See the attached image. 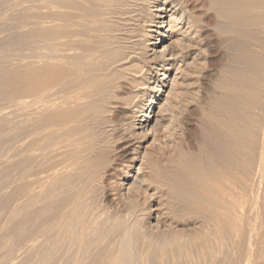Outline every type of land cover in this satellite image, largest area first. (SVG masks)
<instances>
[{
    "label": "bare ground",
    "instance_id": "6f19581e",
    "mask_svg": "<svg viewBox=\"0 0 264 264\" xmlns=\"http://www.w3.org/2000/svg\"><path fill=\"white\" fill-rule=\"evenodd\" d=\"M207 1L244 68L226 67L216 85L221 95L206 97L207 107L197 103L195 150L184 149L165 128L198 90H183L179 83L180 72L186 78L196 67L192 48L203 44L187 0H46L69 9V21L59 25L58 19L56 26L50 15L34 17L32 33L22 35L28 42L44 41L48 53L34 57L38 61L18 57L23 67L42 57L45 64L15 72L0 55L4 134L7 144H19L3 162L6 176L20 181H11L2 199L7 215L0 232L8 261L50 264L62 247L59 259L69 253V264L258 260L261 249L252 247H260L264 226L254 216L264 198V50H257L253 28L264 38V0ZM7 5L0 0L4 22ZM22 7L16 3L11 11ZM249 38L257 48L245 45ZM174 203L183 205L177 213Z\"/></svg>",
    "mask_w": 264,
    "mask_h": 264
},
{
    "label": "rangeland",
    "instance_id": "374dc122",
    "mask_svg": "<svg viewBox=\"0 0 264 264\" xmlns=\"http://www.w3.org/2000/svg\"><path fill=\"white\" fill-rule=\"evenodd\" d=\"M16 1H18V2H16ZM23 1H25L24 3L26 4H24L23 3ZM30 1V2H29ZM42 1V2H41ZM43 1H46V0H8V5L6 6V13L5 14H7L6 15V17H7V20H6V18H5V22L3 21L4 20V18H3V20H1L0 19V24L2 23H5V25H3V27L4 28H6V30H7V32H5V29L2 27V24L0 25V40H1V42H0V55H5V57L6 58H8V59H10V63L9 64H7V67H8V69H10L11 67V69H12V71H14L15 70V72L16 71H22L23 69H25L26 67L28 68V67H30V68H36V66L37 67H40V64H45V61H46V59L44 58V57H42V59H41V63H38V64H33L32 66L31 65H29V66H24L23 67V65L25 64V63H21L20 64V62H18V57H20L22 54V56H24V57H20L19 59H21V58H25V56H28V58L27 59H30V61L32 60V61H38V59H39V57L41 58V56H43L42 54H46V53H48V49H47V45H46V43L44 42V41H40L41 43H39V39H34V38H31V40H35L33 43H36L35 45L34 44H32V42H31V40H30V38H28L30 41L28 42V40L26 41L25 39H27V38H24L23 36L25 35V37H29V34L30 33H32V29H34L33 27H32V25H31V21H34L33 20V18L34 17H37V16H39V15H42V16H48V15H50V19H48V22H50V24H55L56 23V26H58V24L61 22V24H59V25H62V24H64V22H67V20L69 21V19H67V18H69V17H67V16H69V9L67 10V8H60V7H55L54 8V6H48L47 4H46V2H43ZM14 2H16V3H21V6H23L20 10H22V11H19V13L21 12H23L24 11V13H23V15H27V17L28 18H24V17H26V16H23L22 14H20V16H22V17H18V14L19 13H15V12H12L11 10H12V8H13V5L14 4H16V3H14ZM29 2V3H28ZM36 2V3H35ZM40 2V3H39ZM34 3V4H33ZM37 3H39V4H37ZM41 4V5H40ZM28 5V6H27ZM31 5V6H30ZM36 5V6H35ZM43 5V6H42ZM186 5H188L189 7H190V9H191V12H192V14H194L195 16H196V18L199 20V22H198V26H199V31H200V34L202 35V38H203V40H202V42H203V44H202V46H198V47H194V48H192V51L191 52H194V54L195 55H193L191 58H190V63H192L193 61H195V62H193V63H195V66L196 67H194V64H193V66H191V68H190V70L189 71H192L191 73H188L187 75V77L186 78H184V76L186 75V72H180V77H179V83L180 82H182V84H181V86L183 87V90H191L192 91V89H195V91L197 92L196 94V96L195 97H193L194 99L193 100H191L189 103H187V105H186V107H184L185 108V110H184V112L182 113V115H180L179 116V118L178 119H176V120H174L173 121V125H171V127L169 126V125H165V124H167V123H165V124H163V127H164V125H165V128H167V126L170 128V129H172V131H174L173 132V137H175L174 139L175 140H177L179 143H180V146H184L183 148L185 149V148H190V150H195L196 148L195 147H197L196 145H197V141H196V136H198V132H197V130H199V128H200V123L199 122H201V120H200V107H199V103H201V105H205L204 107H207V103L209 102V100L206 98V97H208L209 98V96H211V95H214V96H219V94L221 95V93H222V91H221V89H219V86L217 87L216 85H219V81H221V79L223 78V70H225V69H227V68H230V69H240V66L242 67V65H243V61H241L239 58H237L238 56L236 55L237 54V52L235 51V49H233V46H234V48L236 47L235 45H236V43L234 44L233 42L232 43H230L229 41H227L228 43H226L225 42V40H228L225 36H223V35H220V32H219V29L217 28V26L219 25V24H221L222 25V23H221V21L218 19V18H216L215 17V15H214V18H213V14L209 11H207L208 10V8H207V6H208V1L207 0H187V4ZM25 6H26V8H25ZM201 6V7H200ZM206 6V7H205ZM29 7H30V9H29ZM37 9H35V8ZM51 7V8H50ZM31 8H33L35 11H38V12H34V10L33 9H31ZM53 8V9H52ZM57 8V9H56ZM60 8V11L62 12H65L66 10V12L65 13H61V12H59V9ZM201 8V9H200ZM43 9H44V11H43ZM47 9V10H46ZM50 9H51V11H50ZM55 9V10H54ZM198 9V10H197ZM32 10V11H31ZM52 10H53V12H52ZM56 10H58V11H56ZM46 11V12H45ZM48 11V12H47ZM42 12H43V14H42ZM55 12H56V16H55V18H54V14H55ZM68 12V13H67ZM31 13L34 15H31ZM59 13V14H58ZM61 13V14H60ZM68 15H67V14ZM12 14H14L13 16H12ZM16 15H17V17H16ZM53 15V16H52ZM57 15H59V16H57ZM65 15H67V16H65ZM53 17V19H52V17ZM62 16V17H61ZM57 17V18H56ZM59 17V18H58ZM63 17H66V19L65 18H63ZM63 20H62V19ZM216 18V20H217V25L216 24H214L215 23V20H213V19H215ZM22 19V20H21ZM27 21H26V20ZM32 19V20H31ZM35 19V18H34ZM52 19V20H51ZM57 19V20H56ZM58 19H61V20H59V22H58ZM15 20H17V21H15ZM51 20V21H50ZM56 20V21H55ZM66 20V21H65ZM213 20V21H212ZM13 21V22H12ZM20 21V22H19ZM201 21V22H200ZM220 21V22H219ZM29 23V25H27L28 23ZM52 22V23H51ZM55 22V23H54ZM57 22H58V24H57ZM9 23V24H8ZM13 23V24H12ZM17 25H16V24ZM27 23V24H26ZM12 24V25H11ZM19 24V25H18ZM49 24V25H50ZM15 25V26H14ZM27 25V26H26ZM216 25V26H215ZM17 26H21V27H17ZM25 26H26V28H25ZM29 26V27H28ZM64 26V25H63ZM2 27V28H1ZM16 27V28H15ZM202 27H203V29H202ZM207 27V28H206ZM220 27V26H219ZM18 28V29H17ZM24 28L26 29V30H24ZM11 29V30H10ZM16 31H15V30ZM21 29V30H20ZM30 29V30H29ZM216 29H217V31H216ZM255 29V30H254ZM28 30V31H27ZM58 30H60V31H63L64 30V28L62 27H60V28H58ZM209 30V31H208ZM253 30H254V32H253ZM253 30H251V34H252V32L254 33V34H256L255 36L257 37V43L255 42V40L254 39H252L254 42H255V44H257V46H259L258 48H257V46H255L254 45V43H253V41L249 38L247 41H246V46H248L249 47V49H255V47L257 48V50L258 51H260V52H262L263 50H264V38H262V36H259V35H261V34H259L258 32H257V29L256 28H253ZM30 31V32H29ZM34 31V30H33ZM212 31V32H211ZM214 31V32H213ZM11 32V33H10ZM13 32V33H12ZM29 32V33H28ZM210 32H211V34H210ZM217 32H219V33H217ZM10 33V34H9ZM17 33V34H16ZM14 34V35H13ZM22 34H24V35H22ZM253 34V35H254ZM3 35H5V36H3ZM11 35H13V36H11ZM27 35V36H26ZM219 35V36H218ZM17 36V37H16ZM222 36V37H221ZM254 36V37H255ZM259 37H260V39H259ZM5 38V39H4ZM18 38V39H17ZM4 39V40H3ZM7 39V40H6ZM16 39H17V41H16ZM24 39V40H23ZM207 39V40H206ZM261 39H262V42H261ZM11 40V41H10ZM14 40V41H13ZM19 40V41H18ZM60 40V39H59ZM59 40H57V43H60V42H58ZM65 40V39H64ZM63 39L61 40V42L62 41H64ZM69 40V38L67 39V41ZM250 40V41H249ZM24 41H26V42H24ZM11 42V43H10ZM17 42V43H16ZM31 42V43H30ZM236 42H237V40H236ZM239 42V41H238ZM237 42V43H238ZM13 43H14V45H13ZM29 43V44H28ZM43 43V44H42ZM245 43V42H244ZM260 43H262L261 45H260ZM15 44H17V45H15ZM45 44V45H44ZM259 44V45H258ZM3 45V46H2ZM11 45V46H10ZM21 45V46H20ZM31 45V46H30ZM69 45V44H68ZM233 45V46H232ZM29 46V47H28ZM230 46H232V47H230ZM260 46H262L261 48H263V49H261L260 48ZM18 47V48H17ZM34 47V48H33ZM65 47H67V46H65ZM69 47V46H68ZM247 47V48H248ZM251 47V48H250ZM17 48V49H16ZM23 48V49H22ZM45 48V49H44ZM200 50H199V49ZM205 48V49H204ZM207 48V49H206ZM227 48H229V49H227ZM261 50H260V49ZM62 49H64V47H62ZM202 49L205 51L204 53L202 52ZM19 50V51H18ZM27 50V51H26ZM199 50V51H198ZM4 51V52H3ZM21 51V52H20ZM45 51V52H44ZM232 51V52H231ZM235 51V52H234ZM197 52H199V53H197ZM234 52V53H233ZM264 52V51H263ZM17 55H16V54ZM20 53V54H19ZM207 53V54H206ZM225 53V54H224ZM30 54V55H29ZM33 56H32V55ZM36 54V55H35ZM197 54H201V57L200 58H198L197 59V57H196V55ZM205 54V55H204ZM38 55V57H36ZM223 57H222V56ZM233 55V58L232 57H230V56H232ZM31 58H30V57ZM195 56V57H194ZM200 56V55H199ZM229 56V57H228ZM234 56H236V57H234ZM32 57H33V59H32ZM34 57H36V58H38V59H34ZM45 60H44V59ZM205 58H206V60H205ZM219 58V59H218ZM232 58V59H231ZM235 58L236 59H238V60H235ZM27 59H25V61L27 60ZM196 59V60H195ZM226 59V60H225ZM192 60V61H191ZM200 62H199V61ZM203 60H205L207 63H205L206 64V67H205V65L203 64L202 65V63L203 62H205V61H203ZM221 60V61H220ZM44 61V62H43ZM236 61H237V64H236ZM16 62V63H15ZM202 62V63H201ZM209 62V63H208ZM227 64H226V63ZM229 62V63H228ZM241 62V63H240ZM18 63V64H17ZM196 63H198V65L196 64ZM200 63H201V65H200ZM238 63H239V65L240 66H238ZM219 66H218V65ZM222 64V65H221ZM231 64V65H230ZM35 65V66H34ZM41 65V66H42ZM192 65V64H191ZM200 65V67H198ZM20 66V67H19ZM34 66V67H33ZM230 66V67H229ZM10 67V68H9ZM198 67V68H197ZM204 67V68H203ZM227 67V68H226ZM237 67H239V68H237ZM14 68H16V69H14ZM19 68V69H18ZM182 68V67H181ZM193 68H194V70H195V72H196V74H195V72L193 71ZM200 68H202V69H200ZM224 68V69H223ZM243 68H244V65H243ZM243 68H241V69H243ZM10 69V70H11ZM18 69V70H17ZM183 69H184V67H183ZM182 69V70H183ZM236 69L234 70V71H236ZM181 70V71H182ZM199 70V71H198ZM202 70V72L200 73V71ZM188 71V72H189ZM205 71V72H204ZM197 72H198V74H197ZM219 72H220V74H219ZM182 73V74H181ZM185 73V74H184ZM204 73V74H203ZM206 73V74H205ZM192 74V75H191ZM201 74V75H200ZM217 74V75H216ZM182 75H184L183 77H181ZM191 75V76H190ZM199 75V76H198ZM197 76V77H196ZM220 76V77H219ZM200 77V78H199ZM222 77V78H221ZM182 78V79H181ZM198 80H197V79ZM202 78V79H201ZM183 80H185V81H183ZM219 80V81H218ZM184 82V83H183ZM189 83L190 85L189 86H187V83ZM193 82H195V84L193 83ZM199 84H197V83ZM186 83V84H185ZM216 83V84H215ZM183 84H185L184 86H183ZM196 85V86H195ZM185 87H187L186 89H184ZM197 87V88H196ZM200 87V88H199ZM218 88V89H217ZM207 90V91H206ZM207 92V94H206V92ZM210 91V92H209ZM199 92V93H198ZM217 93V94H216ZM199 94V95H198ZM202 94V95H201ZM204 97V98H203ZM200 98H201V101H200ZM198 99V100H197ZM206 99V100H205ZM197 101V102H196ZM205 102V103H204ZM198 103V104H197ZM1 104V103H0ZM187 106H189V107H187ZM196 109H198V110H196ZM187 110H189V111H187ZM195 110V111H194ZM187 111V112H186ZM194 111V112H193ZM192 113V114H191ZM197 113V114H196ZM186 114V115H185ZM0 115H1V117H0V184H1V186H0V231L2 230L3 231V224H4V218H5V216L7 215V212H6V209H4L3 211H2V205H3V201H2V199H4L5 197L4 196H6V194H7V192H8V190H6L7 189V185L10 183L11 184V181H13V185H17L18 183H20V181H19V178H18V180H17V178H8L7 176H6V174H5V162L4 161H7L6 159L4 160V157L6 158L7 157V155H8V153H10L12 150L14 151V149H13V146H14V148L17 146V147H19V144L18 143H16L15 141H13V142H15L13 145L11 144H7V140H8V138L6 137L7 136V134L5 133L4 134V131L6 132V126H5V123H6V118H5V116L4 117H2V114L0 113ZM166 115V114H165ZM195 115H196V117H195ZM195 117V118H194ZM5 118V119H4ZM187 118V119H186ZM5 120V121H4ZM186 123H185V122ZM4 123V124H3ZM189 123V124H188ZM7 124V123H6ZM182 125H183V127H182ZM5 126V127H4ZM176 126H178V127H176ZM161 128L162 130H164V128ZM176 127V128H175ZM5 128V129H4ZM168 128V129H169ZM184 128V129H183ZM177 129V130H176ZM181 129V130H180ZM180 132H182V133H180ZM194 133V134H193ZM197 133V134H196ZM196 134V135H195ZM161 135H163V133L162 132H160L159 133V135H158V137H159V139H163V137H164V135H163V137L161 136ZM190 135V136H189ZM195 135V136H194ZM176 136H177V138H176ZM179 136H181V137H179ZM199 137V136H198ZM5 138V139H4ZM7 138V139H6ZM182 140H184V141H182ZM196 141V142H195ZM184 143V144H183ZM18 144V145H17ZM187 144V145H186ZM196 144V145H195ZM7 145H8V147H9V150L10 151H8L7 149H8V147H7ZM10 146H11V149H10ZM194 146V147H193ZM6 150H7V153H6ZM4 152V153H3ZM5 154V155H4ZM4 162V163H3ZM2 173V174H1ZM4 173V174H3ZM22 181V180H21ZM17 183V184H16ZM6 188V189H5ZM5 189V190H4ZM7 191V192H6ZM263 192H264V190H263ZM4 197V198H3ZM263 197V196H262ZM174 205H175V207H172V211L174 212V210L176 211V213H177V211H179V210H181L182 209V207H183V205H182V207L180 206V204H179V206H180V208L179 207H177L178 205L177 204H175L174 203ZM177 205V206H176ZM177 207V208H176ZM263 207V208H262ZM173 208H174V210H173ZM176 208V209H175ZM178 209V210H177ZM247 209V210H246ZM242 210H244V212L246 211H249V212H247V214H249L250 213V209L248 210V206H246L245 207V205H243V207H242ZM5 211V212H4ZM3 212V213H2ZM243 212V211H242ZM243 212V213H244ZM6 213V214H5ZM254 216H256L257 215V217H259V221L260 222H262L263 223V225H264V198H263V203H262V205H260L259 206V208L258 209H255V211H254ZM3 214V215H2ZM246 214V213H245ZM260 215H262V217H260ZM244 216H246V215H244ZM4 217V218H3ZM262 218V219H261ZM254 220V218H252V221ZM1 221H3V223L1 222ZM262 225V226H263ZM2 227V228H1ZM1 233L2 232H0V264H12V263H16V261H17V263L20 261L19 259L20 258H17L16 259V261L14 260L13 262L12 261H8L6 258H5V251H4V246H3V240L1 239ZM258 233H259V228H258V226H255V230H254V237H253V241H256L257 240V235H258ZM260 236H259V238H258V240H259V245H260V247L258 246L257 247V245L256 246H253L252 247V249L253 250H259V248L262 250V252H261V250H259L260 252H261V255H260V252H259V257H258V260L256 259V260H254V261H252V264H264V255H262L264 252V226L262 227V228H260V234H259ZM247 239V238H246ZM261 239V240H260ZM15 240H17V239H15ZM258 240H257V242H258ZM247 241V240H246ZM261 241V242H260ZM2 243V244H1ZM16 244H18V242L16 241ZM261 244H263V245H261ZM263 248V249H262ZM62 249H63V247H62ZM60 250L59 249V252H56V256H55V258L57 257V259H55L54 257H53V259H54V261H53V259H52V262H50V264H69V257H68V255H69V253H64L65 254V257H63L62 259H61V257L63 256V254L60 252V251H64V250ZM59 253H61V254H59ZM61 256L60 257V259H59V255ZM18 255H19V253H18ZM68 257V259H67V257ZM262 256V258H260ZM19 257V256H18ZM5 259V260H4ZM59 259V260H58ZM65 259H66V262L67 263H64V261H65ZM57 260H58V262H57ZM61 260V261H60ZM6 261H7V263H6ZM14 263V264H15ZM251 264V263H250Z\"/></svg>",
    "mask_w": 264,
    "mask_h": 264
}]
</instances>
